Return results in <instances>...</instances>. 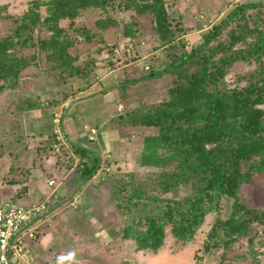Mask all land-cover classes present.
Returning a JSON list of instances; mask_svg holds the SVG:
<instances>
[{"label":"rangeland","instance_id":"rangeland-1","mask_svg":"<svg viewBox=\"0 0 264 264\" xmlns=\"http://www.w3.org/2000/svg\"><path fill=\"white\" fill-rule=\"evenodd\" d=\"M46 1L0 0V38L15 34V18L26 11L44 18ZM90 1L96 5L72 0L68 15L48 26L25 25L22 34L33 45H19L14 35V55L0 58V203L43 207L29 222L35 237L23 228L12 244L28 253L27 264H80L81 259L85 264H264L262 222H251L247 236L227 240L224 222L233 213L232 196L223 195L212 210L206 205L181 234L172 233L176 218L188 213L184 198L190 189L161 194L171 202L139 192L140 184L147 186V175L158 169L144 163L142 152L157 130L121 119L126 111L169 101L175 93L184 98L169 74L145 79L173 60L151 28L155 9L165 10L170 28L181 26L185 45L174 43L176 57L189 52L236 5L264 0H158V7L154 0ZM244 14L246 27L264 29V6ZM98 20L112 24L100 26ZM56 27L64 28L62 37L82 35L68 47L64 68L46 58L52 47L42 42ZM191 56L189 72L208 61L203 54ZM72 65L80 70L68 72ZM254 68V61L227 67L226 94L247 85ZM95 157L97 171L84 178V166ZM239 193L240 201L264 208V172Z\"/></svg>","mask_w":264,"mask_h":264},{"label":"trees","instance_id":"trees-1","mask_svg":"<svg viewBox=\"0 0 264 264\" xmlns=\"http://www.w3.org/2000/svg\"><path fill=\"white\" fill-rule=\"evenodd\" d=\"M71 1H46L48 14L44 18L28 11L17 16L14 35L20 38L18 44L31 47L33 43L27 42L22 34L25 25L42 22L48 26V23L68 15L66 5ZM78 1L96 5L90 0ZM97 1L106 4L109 0ZM154 1L155 7H158V0ZM262 6L264 4L259 3L236 5L189 52L176 57L172 49L178 43L179 46L185 45L180 38L181 26L170 28L164 9L160 12L155 9L152 14L151 28L159 37L160 44L169 48L168 57L173 60L162 70L149 72L145 79L169 74L175 79L179 92L184 93V98L175 93L169 101L126 111L121 119L126 124L150 125L157 130L142 152L145 154L144 163L158 169L147 175V186L140 184L139 192H145L155 200L171 202L166 197L161 198L162 195L181 186L190 189L189 195L184 198L188 213L181 212L171 229L175 236L182 233L183 227L194 222L198 214H203L206 205L209 210L215 208L223 195L234 197L233 213L224 222L228 241L247 236V227L253 221H260L264 226V208L253 207L242 199L240 201L239 195L243 184L264 172V29L246 27L242 23L245 22V11ZM236 21L235 26H230ZM97 24L105 26L112 22L98 20ZM227 26L230 28L223 36V29ZM63 29L56 27L46 39L42 38L43 44L48 42V46L52 47L46 58L57 60L60 68L65 67L64 58L69 62L68 47L81 39V34L75 39L67 38L69 35L66 33L62 37ZM14 35L0 38V58H4L5 54L14 55L13 47L18 40L15 41ZM88 37L83 36V40L88 41ZM177 37L179 41L174 42ZM192 53L208 57L207 62L201 60L203 66L195 72L187 71L193 67L190 63ZM217 53L220 56L213 60L212 55ZM24 59L16 61L22 62V65L29 64ZM239 61H254L255 68L246 77L247 85L226 94L223 74L227 67ZM67 68L71 73L80 70L78 65ZM59 71L64 72L62 69ZM98 165V157H95L91 164L84 166V178L92 176ZM155 191L160 196L153 193Z\"/></svg>","mask_w":264,"mask_h":264},{"label":"built area","instance_id":"built-area-1","mask_svg":"<svg viewBox=\"0 0 264 264\" xmlns=\"http://www.w3.org/2000/svg\"><path fill=\"white\" fill-rule=\"evenodd\" d=\"M91 132L94 130L91 129ZM52 182L49 181L48 184L51 185ZM41 210L43 207L35 204L25 207L12 201L0 203V264H21V261L26 263L28 253L20 244H12V240L23 228L27 230L28 237H34V230L29 222ZM11 255L18 258L16 263L12 262Z\"/></svg>","mask_w":264,"mask_h":264},{"label":"crops","instance_id":"crops-1","mask_svg":"<svg viewBox=\"0 0 264 264\" xmlns=\"http://www.w3.org/2000/svg\"><path fill=\"white\" fill-rule=\"evenodd\" d=\"M40 216H41V215H40ZM40 216H38L39 219H42L43 216H41V217H40ZM33 238H34V237H33ZM80 262H81L80 264H85L87 261H86L85 259H81Z\"/></svg>","mask_w":264,"mask_h":264}]
</instances>
